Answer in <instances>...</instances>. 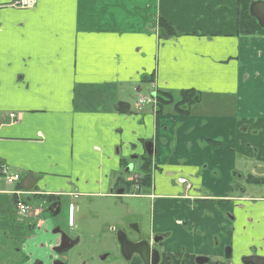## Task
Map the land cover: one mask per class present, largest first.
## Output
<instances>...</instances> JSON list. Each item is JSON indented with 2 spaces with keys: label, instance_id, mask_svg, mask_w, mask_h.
I'll use <instances>...</instances> for the list:
<instances>
[{
  "label": "crops",
  "instance_id": "1",
  "mask_svg": "<svg viewBox=\"0 0 264 264\" xmlns=\"http://www.w3.org/2000/svg\"><path fill=\"white\" fill-rule=\"evenodd\" d=\"M11 1L0 0V256L13 251L2 264L57 257L55 197L73 229L88 226L84 199L107 198L117 220L105 229L137 222L163 235L164 254L264 258V36L240 34L238 0ZM184 90L187 112L159 107L161 91ZM146 156L150 185L121 189L135 158L144 177ZM2 166L37 178L28 213Z\"/></svg>",
  "mask_w": 264,
  "mask_h": 264
},
{
  "label": "rangeland",
  "instance_id": "2",
  "mask_svg": "<svg viewBox=\"0 0 264 264\" xmlns=\"http://www.w3.org/2000/svg\"><path fill=\"white\" fill-rule=\"evenodd\" d=\"M241 35L258 36L256 34ZM163 109L164 108H162V110ZM141 163L142 160L140 157L135 158L133 160V170L131 173H141ZM64 201L60 214L51 215L47 209H45V213L48 216H52L55 223L61 225V228L70 235L81 236L80 242L71 250L64 253V256L67 257L66 264H128L121 253L119 243L116 241V238L112 236V231H110L109 228L105 229L107 225H109V227L115 225L114 221L117 220L114 214L109 215V213H106L107 208L113 203V200L100 197L88 198V201L84 199L85 205H87L89 220L88 226H86L83 231H81V229L77 230L79 229L78 227L77 229H73L75 226H68L70 213L68 202L66 203V199H64ZM124 203L127 204L128 199H124ZM96 210L99 214L94 212ZM123 211H125V206H123ZM104 222H107V224H104ZM12 254L13 251H9V249L4 250L0 256V263H5L7 261L5 259L9 258Z\"/></svg>",
  "mask_w": 264,
  "mask_h": 264
},
{
  "label": "water",
  "instance_id": "3",
  "mask_svg": "<svg viewBox=\"0 0 264 264\" xmlns=\"http://www.w3.org/2000/svg\"><path fill=\"white\" fill-rule=\"evenodd\" d=\"M250 14L254 16L261 26L264 27V0H253L250 4ZM147 152L152 155L154 153V145L150 140L145 143ZM37 178L30 172L19 183V186L25 190H31ZM61 209V202L57 201L49 207V211L53 215H58ZM56 231L61 233L62 247L57 248V252H63L72 248L78 241L71 239V237L60 228ZM116 239L120 245L121 253L126 260H129L133 253L139 254L144 264H158L160 262V250L154 248L152 245H159L163 239V235L158 234L152 237L151 241L142 237L139 240H132L128 237L127 232L123 228L116 230ZM195 261L198 264H206L210 262V258L206 256H197ZM245 264H263L264 258L261 256H247L244 257Z\"/></svg>",
  "mask_w": 264,
  "mask_h": 264
},
{
  "label": "flooded vegetation",
  "instance_id": "4",
  "mask_svg": "<svg viewBox=\"0 0 264 264\" xmlns=\"http://www.w3.org/2000/svg\"><path fill=\"white\" fill-rule=\"evenodd\" d=\"M146 157H149V156H146ZM144 164H145V160H144ZM120 186H121L120 188L123 189L124 191H127V189H130L131 187H133L134 190L137 191L138 193H140L141 191H145V190H143V187H144L143 186V175H141V174L130 173L128 177L121 179ZM58 199H60V198L55 197V199L51 203H55V202L59 201ZM58 228H60L64 232H66L61 227L57 226L54 229L55 233L61 235L60 232L56 231ZM119 228L125 229L128 237L132 240H139L142 237H145V239H147L148 241L152 240V238H147L141 232L137 222H125L123 225L113 227V230H112V236L113 237L116 238L115 233H116V230ZM66 233L73 240L79 239V241L74 246H76L80 242L81 236H78V235L72 236L68 232H66ZM116 241H117V239H116ZM152 246L154 248H157L160 250L161 245H159V246L158 245H152ZM59 247H62V239H60L59 243L52 248L53 251L55 252V254L57 255V257L52 258L50 261V264H66L67 263V257L64 256V253L68 252L73 247L66 250V251H63L61 253L57 252V248H59ZM230 252H231V248L229 247L227 249V252H225L224 261L217 262V261H211L210 260V262L208 264H234L233 259H232V255L230 254ZM160 256H161V259H160V262L158 264H198L195 261L196 256L182 255V256H180V258L177 256L173 257L172 255L162 253L161 250H160ZM245 257H247V256H245ZM178 258L180 259L179 261H177ZM127 262H128V264H144L141 257L137 253H133L131 255L130 259L127 260ZM34 264H47V263L41 259H37L34 261ZM251 264H253V263H251Z\"/></svg>",
  "mask_w": 264,
  "mask_h": 264
},
{
  "label": "trees",
  "instance_id": "5",
  "mask_svg": "<svg viewBox=\"0 0 264 264\" xmlns=\"http://www.w3.org/2000/svg\"><path fill=\"white\" fill-rule=\"evenodd\" d=\"M252 0H238L239 3V13L237 17V25L239 27L240 34H256L258 36H264V27L260 25L258 20L250 14V4ZM161 26L163 27L165 36H173L178 34L177 30L168 22L162 20ZM194 92L191 90H184L181 92L180 99H176V97L167 91H161L158 94V105L161 108H164L166 105H171L174 103L175 108L180 112L185 113L187 110H183L181 108L184 104H189L193 101ZM146 162L143 165L144 177H143V186L148 187L151 183V175H150V157H146ZM254 181H257L253 178ZM180 258V256L177 255ZM178 258L177 261L180 259Z\"/></svg>",
  "mask_w": 264,
  "mask_h": 264
},
{
  "label": "built area",
  "instance_id": "6",
  "mask_svg": "<svg viewBox=\"0 0 264 264\" xmlns=\"http://www.w3.org/2000/svg\"><path fill=\"white\" fill-rule=\"evenodd\" d=\"M36 0H12L9 5L16 8H30L34 6ZM2 175L4 176L6 182L10 185H15L21 180V175L17 172H10L6 166L1 167ZM178 182L181 184L187 183V179L181 177L178 179ZM189 187V185H187ZM15 195V203L20 214H26L30 211L31 207L28 202L25 200L24 196L29 193L21 188H15L12 190Z\"/></svg>",
  "mask_w": 264,
  "mask_h": 264
}]
</instances>
